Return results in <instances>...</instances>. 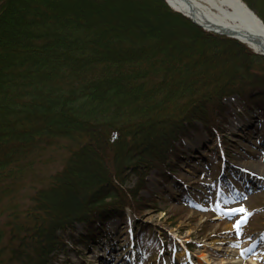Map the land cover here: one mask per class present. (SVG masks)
Returning <instances> with one entry per match:
<instances>
[{"label":"trees","instance_id":"16d2710c","mask_svg":"<svg viewBox=\"0 0 264 264\" xmlns=\"http://www.w3.org/2000/svg\"><path fill=\"white\" fill-rule=\"evenodd\" d=\"M255 87L260 56L164 0H0V264H50L77 223L138 214L144 175L173 173L197 121L218 132L222 100Z\"/></svg>","mask_w":264,"mask_h":264},{"label":"rangeland","instance_id":"374dc122","mask_svg":"<svg viewBox=\"0 0 264 264\" xmlns=\"http://www.w3.org/2000/svg\"><path fill=\"white\" fill-rule=\"evenodd\" d=\"M222 101L219 131L197 121L178 144L174 174L154 168L144 175L145 188L132 196L143 210L119 207L123 213L93 236L77 223L50 264H264V176L257 174L264 167V87ZM137 181L127 174L119 185L127 192ZM241 207L250 215L237 230L245 213L228 210ZM137 229L144 230L140 240Z\"/></svg>","mask_w":264,"mask_h":264},{"label":"bare ground","instance_id":"6f19581e","mask_svg":"<svg viewBox=\"0 0 264 264\" xmlns=\"http://www.w3.org/2000/svg\"><path fill=\"white\" fill-rule=\"evenodd\" d=\"M166 1L203 27L248 39L251 47L264 52V23L243 0ZM257 174L264 176V167Z\"/></svg>","mask_w":264,"mask_h":264},{"label":"water","instance_id":"95a60500","mask_svg":"<svg viewBox=\"0 0 264 264\" xmlns=\"http://www.w3.org/2000/svg\"><path fill=\"white\" fill-rule=\"evenodd\" d=\"M166 1V0H165ZM167 2V1H166ZM167 4L169 5V3L167 2ZM171 7V5H169ZM173 10H175L176 12H179L181 14H183L184 16L188 17L187 15H185L184 13H182L181 11L171 7ZM189 18V17H188ZM192 22H194L195 24H197L198 26L202 27L203 29L207 30V31H211V32H214V33H217L219 35H223V36H227V37H231V38H234L242 43H246V45L248 47H250L254 53L260 55V56H263L264 57V52L262 51H258L256 49H254L253 47H251L250 45L252 44V41L248 40V39H244V38H240V37H237L235 35H229V34H225V33H222V32H218V31H215V30H212V29H209V28H205L203 27L202 25H200L199 23L195 22L193 19L189 18Z\"/></svg>","mask_w":264,"mask_h":264},{"label":"snow or ice","instance_id":"6c2138e0","mask_svg":"<svg viewBox=\"0 0 264 264\" xmlns=\"http://www.w3.org/2000/svg\"><path fill=\"white\" fill-rule=\"evenodd\" d=\"M231 213H235V212H241V213H245L244 216H242L241 220L237 222L236 225H234V228H236L237 230H239V227L242 223L246 222L247 219V215H250V213H246V210L244 208H237V209H229L228 210Z\"/></svg>","mask_w":264,"mask_h":264}]
</instances>
